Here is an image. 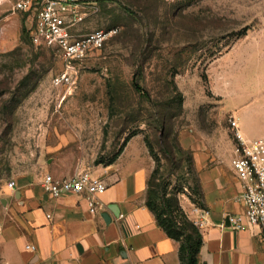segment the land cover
<instances>
[{"label":"rangeland","instance_id":"obj_1","mask_svg":"<svg viewBox=\"0 0 264 264\" xmlns=\"http://www.w3.org/2000/svg\"><path fill=\"white\" fill-rule=\"evenodd\" d=\"M94 5L84 30L118 32L82 63L70 89L52 85L62 69L58 53L34 45L27 33L34 13L0 6V207L2 198L15 199L10 182L16 190L42 185L54 169L59 177L96 172L134 138L147 146L157 169L148 188L156 196L163 188L170 204L182 207L186 198L195 200L200 182L195 150L228 154L225 137L235 142L213 84L221 67H229L221 89L230 109L264 100V0ZM257 113L254 128L264 133V108Z\"/></svg>","mask_w":264,"mask_h":264},{"label":"crops","instance_id":"obj_2","mask_svg":"<svg viewBox=\"0 0 264 264\" xmlns=\"http://www.w3.org/2000/svg\"><path fill=\"white\" fill-rule=\"evenodd\" d=\"M227 69L228 65L222 66L213 83L224 111L237 119L246 138L263 136L254 127L264 100L230 109L221 89ZM243 117L253 127L245 126ZM135 140L127 143L114 163L95 172L108 182L97 213L90 212L83 195L51 197L40 184L10 189L15 199L2 198L0 207V264H183L181 242L166 233L146 204L154 164L147 146L140 140L135 145ZM223 142L231 146V153L212 148L192 155L209 211L200 227L197 264H264L261 228L229 225L228 214L241 213L244 206L232 168L233 138L225 137ZM54 175L59 177L58 170ZM186 200L182 208L191 219L197 218L194 203ZM27 244H35L36 251L27 250Z\"/></svg>","mask_w":264,"mask_h":264},{"label":"built area","instance_id":"obj_3","mask_svg":"<svg viewBox=\"0 0 264 264\" xmlns=\"http://www.w3.org/2000/svg\"><path fill=\"white\" fill-rule=\"evenodd\" d=\"M5 5H10L15 12L34 13L30 28L32 42L38 47L55 50L62 61L61 71L52 79L56 88L70 89L78 78L82 63L118 32L117 29L84 30L85 19L96 10L88 0H0V6ZM229 121L235 139L232 168L242 188L240 201L244 210L228 214L227 219L235 229L257 226L264 236V135L246 138L233 115L229 116ZM42 186L48 196L55 198L64 194L83 195L90 212L97 213L108 182L103 175L79 170L62 177L47 173L42 179ZM9 187L15 189L16 182H10ZM194 211L198 214L197 218H189L198 227L203 226L208 209L194 204ZM26 249L35 252L37 246L27 244Z\"/></svg>","mask_w":264,"mask_h":264},{"label":"trees","instance_id":"obj_4","mask_svg":"<svg viewBox=\"0 0 264 264\" xmlns=\"http://www.w3.org/2000/svg\"><path fill=\"white\" fill-rule=\"evenodd\" d=\"M27 33L29 34L30 32L28 31ZM25 38L26 28L25 26H23L22 40H24ZM145 95L147 94L145 93ZM147 97L149 98V100H152L149 95ZM159 119L160 118L158 117V121H160ZM164 127V122L160 121V128L164 129ZM162 150L164 151V149ZM165 152L168 153L169 158L174 161V155L166 150ZM191 161L193 165V156ZM156 171L157 169L155 168L152 174ZM152 174L150 176V179L151 177H153ZM193 191L196 197L194 198L195 200H193L192 202L198 207L206 208L203 202V193L201 190L200 182L199 185L193 189ZM166 193L167 192L162 188L161 190H157L156 196V192L152 193V190L148 188L146 204L149 209L155 214L159 225L166 231V233L170 237L181 242V258L183 260V264H197L196 256L202 243L200 227H198L189 218V216L181 206L177 209L174 208L166 197ZM156 198L158 201L156 200Z\"/></svg>","mask_w":264,"mask_h":264}]
</instances>
